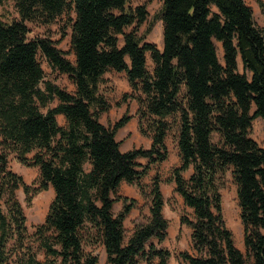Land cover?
Returning <instances> with one entry per match:
<instances>
[{
  "label": "trees",
  "instance_id": "16d2710c",
  "mask_svg": "<svg viewBox=\"0 0 264 264\" xmlns=\"http://www.w3.org/2000/svg\"><path fill=\"white\" fill-rule=\"evenodd\" d=\"M13 1L20 18H0V264H97L87 247L98 245L105 264H169L172 253L163 242L170 222L159 176L149 193L150 215L128 235L125 220L137 199L118 190L127 182L145 193L151 165L169 156L173 124L180 164L168 181L193 213L180 219L192 230L194 253L179 257L189 264H264V144L252 136L256 118L264 126V26L256 24L252 7L245 0H162L160 49L148 41L151 25L141 31L153 0ZM256 1L264 16V0ZM63 17L74 61L50 37L29 36L28 23L49 26ZM40 56L68 75L72 91L46 78ZM111 70L126 73L131 91L119 101L136 100L138 128L151 138L150 148L122 151L116 136L130 115L113 125L101 122L113 106L102 89ZM12 159L39 168L37 188L11 168ZM229 169L244 250L223 217L220 179ZM49 187L54 198L30 236L17 192L23 189L30 202Z\"/></svg>",
  "mask_w": 264,
  "mask_h": 264
},
{
  "label": "rangeland",
  "instance_id": "374dc122",
  "mask_svg": "<svg viewBox=\"0 0 264 264\" xmlns=\"http://www.w3.org/2000/svg\"><path fill=\"white\" fill-rule=\"evenodd\" d=\"M142 1V0H141ZM248 5H250L254 11V19L258 26H264V16L256 0H245ZM140 2V0H133V4ZM149 5L150 15L148 21L141 27V31H144L147 26L151 25V30L147 35L148 41L155 43L160 49H163V34L161 33V27L159 26V17L162 6V0H153ZM0 18L4 21H11L13 19H19L20 16L14 6L13 0H1L0 1ZM31 30L29 36H47L50 37L54 42L56 47L61 49L66 58L74 61L75 57L71 47V26L68 24V19L63 17L59 21L49 25H37L34 23H28ZM150 38V39H149ZM217 53L220 59H223V50L221 49V44L216 42ZM42 67L46 72V78L52 80L54 83L58 84L60 87L72 91L74 85L69 79L68 75L61 74L50 67L47 60L42 56L39 57ZM149 69H153V62L150 55L147 58ZM240 63V70H241ZM106 82L102 85L103 91L108 96L109 100L113 104L112 108L101 116L103 123L109 125L114 124L117 120L121 119L124 114H129L133 111V105L137 104L136 100H129L127 102L128 109L123 112V103L121 100L123 93L131 91V87L127 81L125 72L109 71L106 74ZM128 90V91H127ZM134 103V104H132ZM120 104V106H119ZM135 106V105H134ZM138 106V105H137ZM139 121V118H138ZM139 122L136 124L135 121H129L125 126L119 129L117 134V140L120 141L123 148L131 150L133 148H150L152 140L148 136L141 134L138 128ZM172 130L166 140L169 148V156L166 161L160 165H151L148 170L147 176L144 177L143 183L145 185V193H141L140 189L136 185L128 184L127 182L119 188L118 193L129 198H136L137 203L132 209L131 213L128 215L126 220L127 235L130 234L134 225L138 221H145L150 215L149 210V193L155 176H159L161 180V187H163L166 196V207L165 213L166 217L170 220L169 233L166 240L163 242V246L170 249L172 255L169 259V264H189L185 260L179 257V253L182 251L193 252L191 242L192 230L190 227L181 224V215L187 214L191 218L193 213L191 209L184 205L183 198L175 192L172 188V181H168L171 176V172L174 167L180 164V156L177 148V128L173 124ZM252 136L263 145L264 143V126L261 118H256L253 122ZM140 164H146L148 159L138 158ZM11 168L21 174L24 180L33 188H37L40 184V172L38 167H27L18 163L15 160L10 162ZM89 167V166H87ZM192 170L185 172V177H189ZM220 187L222 194V207H223V217L228 228L233 232L234 240L241 250H244L243 245V225L240 218V207L237 195V184L232 175V170L229 169L222 178L220 179ZM163 193V192H162ZM17 195L24 207L27 226L29 230V235L33 236L35 228L37 225L44 222L45 217L48 213L50 203L54 198V190L49 187L46 190H41L32 197L30 202L27 201V196L23 189H19ZM164 196V195H163ZM165 199V198H164ZM123 207V201H117L114 206V212H119ZM164 209V208H163ZM165 215V214H164ZM32 246L38 253V257L44 259V252L40 249V244L35 240V237L31 239ZM30 243V244H31ZM94 252L99 257V262L97 264L106 263V253L103 251L102 245H98L94 248ZM142 263V262H141ZM140 263V264H141ZM147 264L146 262H144Z\"/></svg>",
  "mask_w": 264,
  "mask_h": 264
},
{
  "label": "crops",
  "instance_id": "0c3cea01",
  "mask_svg": "<svg viewBox=\"0 0 264 264\" xmlns=\"http://www.w3.org/2000/svg\"><path fill=\"white\" fill-rule=\"evenodd\" d=\"M160 22H159V26L161 27V33L163 34V24H162V21L161 20H159ZM150 39V38H149ZM150 41V40H149ZM222 49V48H221ZM128 91V90H127ZM130 92V91H129ZM132 104H134V103H132ZM135 105V106H134ZM133 105V111H131V113H129L128 115H130L131 116V119L129 120V121H131V120H133V121H135V123L137 124L139 121H138V115H137V109H138V106H137V104H134ZM127 109H128V105H127V103L126 104H123V112H126L127 111ZM58 121H59V123L60 124H64V116L63 115H59L58 116ZM101 122H102V120H101ZM105 124V123H104ZM107 125V124H106ZM119 133V130H118V132H117V134ZM117 137V136H116ZM264 144V143H263ZM121 149H122V144H121ZM122 151H128V149L127 148H123V150ZM126 182H122L121 183V186L120 187H122L124 184H125ZM172 188H174L175 189V184H173V186H172ZM161 190H162V192H163V195H164V198H165V200H166V196H165V192H164V189H163V187H161ZM116 204V203H115ZM165 205H166V203H165ZM164 205V209H163V211H164V214H165V216H166V213H165V206ZM115 206V205H114ZM190 209V208H189ZM168 218V217H167ZM169 219V218H168ZM126 220H127V218H126ZM126 220H125V226H126ZM170 220V219H169ZM104 252H105V249L103 250ZM106 253V252H105ZM141 264H145L144 262H142Z\"/></svg>",
  "mask_w": 264,
  "mask_h": 264
}]
</instances>
